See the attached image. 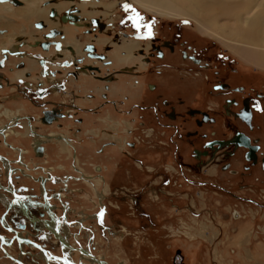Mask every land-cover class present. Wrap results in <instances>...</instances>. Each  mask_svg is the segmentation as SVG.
Listing matches in <instances>:
<instances>
[{"label":"flooded vegetation","instance_id":"1","mask_svg":"<svg viewBox=\"0 0 264 264\" xmlns=\"http://www.w3.org/2000/svg\"><path fill=\"white\" fill-rule=\"evenodd\" d=\"M12 1L21 3L15 5L12 2H0V10L2 11L0 14V42H2L3 45L0 46V89L7 88L14 93L13 97L10 98L27 102L34 109H40V114L39 116L23 114L21 113L22 107H18L16 111H13L9 107H5L3 103H0V107L2 108L0 116L5 115L9 119L13 118L10 125L6 126L4 123L1 124L3 127H1L0 130L4 129V132H0V144H4L11 150L17 151L20 155L18 167L11 165L9 159L0 156V161L5 167L8 179L7 184H3L0 179V203L6 206L5 212L0 215V223L6 230L14 233L13 238L0 234L5 236L3 244L0 238V248L6 256L9 257V255H11L9 250L17 244L18 247H20L22 255L31 254V252L28 253V251H26V247L29 246L39 250L37 259H44L46 264H53L54 262L56 264H84L74 261V254L78 253L82 261L86 260L89 264H99L89 255L70 247H79L72 243L74 237L78 239L79 236L74 233L71 226L74 225L80 229L87 228L83 223L84 218L78 220L77 224H71L68 218V211L71 207L67 204L64 206L66 213L64 218L56 215L53 211L55 205L52 199L54 198L61 201L64 193L51 195L48 188H46V190L44 189L43 202H38L39 207L44 208V211L39 213V215H35L30 212L27 200L23 194L28 191V186L23 185L21 189H19L15 184V182L21 181L22 176L33 178L34 176H30L28 172L33 170L34 167H43L37 165L34 158L31 163L26 162L24 158L26 154L29 153L28 149L20 148L16 143L21 139L22 141L28 140L30 142L32 150H34L33 154H37V156L47 155L46 149H44L45 151H43V155H41L42 150H40V148H46V145L43 147L44 144L50 142L57 143L59 153L62 155L66 154L73 159L72 166L79 171V179L90 184L98 200H102L104 196L111 191L106 177L102 171H99L103 170L102 166L94 165L96 174H90L77 164L79 160V151L76 143L82 142L80 141L81 137L79 135L82 132L81 125L85 121L81 116L83 112L90 114L96 124H103L107 121L114 122L113 119L116 116L114 113L116 112V114L123 116L122 125L125 126V133L128 134H133L132 132L134 131L133 127L130 128V119L135 122L139 120L138 124L141 126L140 129H142L145 134L149 132L151 135H154L158 132L161 133L160 130L162 129L166 130V132L169 130L173 160L168 167L164 165V168L173 175L171 178L167 177V180L158 172L160 175L159 178L164 179L163 181L167 180L166 184L168 186L172 184L175 186V177L178 175L190 184L195 182L201 185L209 184L238 200H248L264 208V205L261 204L257 198L245 196L241 194V191L237 193L220 182L212 180L213 178H218L222 182L224 177L228 175L238 182L237 184L240 186L241 190L250 189L255 192H257L259 186L264 185V68L250 64L242 58L240 59L244 60L246 63L239 61L238 58L226 51L207 54L205 51L198 48L197 45L181 40L182 35L178 31L174 33L173 38H168L163 41L156 37V33H141L136 36L131 35L133 40L125 39V42L130 41V44H132L129 48L124 47L123 42H121L120 46H113V49L110 48L107 53L99 54L96 52L95 46L89 44L90 50H92L88 53V55L92 57L90 61L84 63L82 57H77V61H62L61 65L63 67L73 66L72 70L66 71V73L76 80H78L79 77H89L92 75L91 81L96 82V85L90 89L91 91L87 93L86 96H82L81 90L78 92L69 91L64 81H53V76H57L63 71L61 67L52 69L50 64L53 62L48 61L42 54L30 52L23 47L25 43L23 42V38L19 37L23 35L27 36L29 25L27 24L28 26H26L25 23H22L17 26L15 17H21L28 22L32 20L31 25L34 23L33 19H36L43 20L44 23L42 22V25L45 27H56L45 33V36L48 35L49 38L41 42L40 49L45 52L48 48V51H50V48L53 46L56 54L62 56L67 52L75 54L81 50L76 32L79 33L80 29L78 27L84 25V17H87L86 21L90 20L89 23H85L89 26L87 30L89 34L94 33V30L99 31L97 27L92 25L93 15L101 14L103 17H107L106 15L110 12V9L114 8L115 2L113 0ZM127 1L132 2L131 0ZM69 8L71 10L68 14H65V11ZM161 18L169 17L161 16ZM69 23L73 24V26L69 25ZM102 24H104V22L101 21V25ZM191 26L195 27L194 25ZM29 29L31 32H38L33 30V28ZM195 29L198 31L196 27ZM5 30H7V32H5ZM101 30L107 32L109 29H106L104 25ZM204 35L214 39L207 34ZM126 36L128 37L127 34ZM7 39L10 41L8 42ZM19 39H21V41L17 42L16 40L19 41ZM117 42L118 39L114 41V44H119ZM28 44H30V42H28ZM141 45L144 47H140ZM174 56L177 58L175 62L171 59ZM23 58H29L30 60H36L38 62L40 72H42V75L45 77L46 81H48L46 88L38 90L40 87H45V84L39 83L37 87L35 86L33 80L34 67H28L26 62L22 60ZM178 58L180 60H178ZM14 59L16 62L13 68L9 67L10 62ZM136 59H140V61L130 64ZM168 60H172L173 63L171 62L172 64H170ZM181 60L183 62L185 61L183 63L184 65L181 64ZM92 62L95 64H90ZM100 62L102 66H106L109 69L110 73L105 75L102 74ZM235 65H239V67ZM180 66H187L189 68L188 71L193 73V76L190 77V83L187 85H180L181 82L178 81L179 79L177 80L172 76L164 77L165 71L168 70L167 68H171L177 76L183 79V76L179 75L178 70L182 69L184 72L187 71V68H179ZM26 67H28L29 70L25 72L24 76H21L18 71L24 70ZM152 68H154V72L156 73V80L147 82V77H149V74L153 73ZM7 69L14 73L18 72L14 82L9 80L10 77L7 73ZM226 69L230 70L232 77L230 80L225 76ZM130 74H138V76L144 74L146 76L144 80H141L139 77V81L135 82L137 84H140V82L143 83L142 87H144L147 94H151V99H147L144 93L139 98H136L140 99V102L130 103L135 98L131 97L129 94H123L122 96L118 94L116 82H118L121 76H130ZM175 81L178 83H174ZM97 82H102V90L101 87L97 85ZM126 83L128 84V81ZM209 86L211 88H209ZM113 93L116 94L113 95ZM84 97L85 100L92 103V106H83L78 102ZM212 98L217 102L216 108L209 107L207 103H204L207 99V102H210L209 100ZM109 108H111L113 112H107ZM135 110L138 112V115L132 118ZM44 112H47V116H44ZM102 112H105L103 117L101 116L103 114ZM147 112L150 113L149 117H147ZM43 117L44 121H42ZM149 118H153L158 131L154 127H147L146 121H149ZM67 119L72 120V124H78V127L74 129L71 127L66 129L67 132L69 131L70 134L73 133V135L66 133L65 126L61 122L67 121ZM35 122H39V125L37 126ZM42 126H57L62 132L51 131L44 133L41 132ZM166 132H164V134H166ZM118 133L119 130L111 128L101 130L94 128L87 132L88 135H91L90 140L92 142L97 143V140L101 141L99 148L96 149V154L101 155L105 153L106 149H111V151L117 155L116 158L129 159L130 161H128V163H133L134 168L139 169L140 174L145 175L147 171H150L147 170L150 166L147 165L145 146L140 145V140L138 142H132L128 139L127 135H119ZM161 136L162 135H160V137ZM11 138L14 141H11ZM181 154H183V159L180 158ZM110 158L114 159L115 157L110 156ZM189 159L192 160V163L188 162ZM59 168H65V166L61 165ZM52 170V168L47 167L45 170L47 174L34 178V180L36 179L44 183L46 187L49 182H66L63 178L55 177ZM195 170L205 173V177H194L192 172ZM1 171L2 169H0V175ZM72 178L73 177H69V179ZM74 178L78 180L77 176H74ZM221 178H223V180ZM141 179L144 181L143 185H146L147 179L144 176ZM163 181L161 180L160 184L163 183ZM152 182L155 183V181ZM248 183L253 184V187H249ZM99 185L103 186L102 192L98 190ZM6 186L13 188L17 194L24 197L27 210L32 217L49 220L48 223L54 227V229L60 231L62 237L70 246H63L43 222H31L23 214L18 203H15L13 206L11 202L14 199V195L9 189L4 188ZM145 189L140 193H146ZM168 195L170 199L174 201L177 200L179 196L177 192H169ZM157 196L159 198V193H157ZM16 208H18L21 215L25 217V220L18 221L11 226L8 222V214L10 211L15 212ZM49 211H51V214ZM102 214L103 211L97 213V219H100ZM39 224L44 228L40 229L38 227ZM165 228L167 229L168 227L165 226ZM30 229L38 233V237L36 238L39 241L25 236L26 233L28 235L31 234L29 231ZM15 234L23 240L21 243L14 238ZM89 236L91 237V235ZM51 237L55 240L54 243L56 242L60 246L62 250L60 255L54 254L46 249L43 243H40V241H46ZM91 240H93L92 237ZM37 244L45 248L47 254L41 251ZM91 245L89 244L83 248H85L87 252L94 254ZM84 255L87 257H84ZM13 257L20 260L23 264H26L23 262L22 257ZM96 257L104 260L98 255H96ZM9 258L13 259L11 257ZM36 261L39 263L38 260Z\"/></svg>","mask_w":264,"mask_h":264},{"label":"rangeland","instance_id":"2","mask_svg":"<svg viewBox=\"0 0 264 264\" xmlns=\"http://www.w3.org/2000/svg\"><path fill=\"white\" fill-rule=\"evenodd\" d=\"M113 1L115 2V6L113 9H110V12L106 15L107 17H103L101 14H96L92 17V25L97 27L99 31L94 30V33L89 34L87 31L89 26L85 23H89L90 20L86 21L87 17H84V25L78 27L80 29L79 33L76 32L81 50L75 54L67 52L62 56L57 55L53 46L50 48V51L44 52L40 47L41 42L49 38L48 35L45 36V33L56 27L46 26V28L42 25V22L44 23L43 20L36 19H33L34 23L31 25L32 20L28 22L21 17H15L17 26L22 23H25L26 26L29 25L27 36L23 35L19 37L23 38V42L25 43L23 47L30 52H38L48 61L53 62L50 64L52 69L61 67L63 71L57 76H53V81H64L69 91L78 92L81 90L82 96H86V94L91 91L90 89L96 85V82L91 81L92 75L89 77H79L78 80L69 76L66 71L72 70L73 66L63 67L61 65L62 61H77V57H82L84 63L90 61L92 57L88 55V53L92 50H90L89 44H93L96 48V52L99 54L107 53L110 48L113 49V46H120L121 42H123L124 47L129 48L132 44H130V41L125 42V39L133 40L131 35L136 36L141 33H156V37L163 41L168 38H173L174 33L178 31L182 35L181 40L197 45L198 48L202 49L207 54L226 51L238 58L239 61L246 63L244 60L240 59V56L234 55L235 52L228 46L234 45L235 43L233 42L235 41L226 37L227 35L222 32L221 28L225 26L226 21L221 17L216 20L217 17H215L213 13L207 16L202 5L196 0H187L189 7L185 8L190 14V17L187 18H161V15L159 16V14L157 15L155 12L150 13L127 0ZM172 1L181 7L186 6L184 3L177 2V0ZM0 2H12L15 5L21 3H16L17 1L14 2L12 0H0ZM70 10V8L67 9L65 14H68ZM1 13L2 11L0 10V14ZM197 20L203 22L206 27L208 26V28L215 33L209 35L214 39L195 29ZM101 21L104 22V24L101 25ZM213 21L214 23L212 25ZM69 25L73 26V24L70 23ZM104 25L106 29H109L107 32L101 30ZM29 28L38 31L37 33L39 35L35 33V31L31 32ZM5 32H7V30H5ZM113 39L114 41L118 39L117 43L119 44H114ZM7 41L9 42L10 40L7 39ZM16 41L20 42L21 39ZM28 42H30V44H28ZM0 46H3L2 42H0ZM4 47L9 48L10 46ZM140 47L144 46L141 45ZM171 59L175 62L177 58L174 56ZM22 60L26 62L28 67H39L36 60L33 61L29 58H23ZM172 60H168L170 64L173 63ZM178 60L180 59L178 58ZM139 61L140 59H136L130 64ZM15 62V59L12 60L9 67L13 68ZM184 62L181 60V64ZM90 64L95 63L92 62ZM100 66L102 74L105 75L110 73L109 69L106 66H102L101 62ZM235 66L239 67V65ZM28 67L18 71L19 74L24 76L25 72L29 70ZM183 67H186L187 71L183 72L182 69L178 70L179 75L183 76V79L177 76L171 68H167L168 70L165 71L164 77L172 76L177 80L179 79L178 81L181 82L180 85H187L190 83V77L193 76V73L188 71L189 68L187 66H180L179 68ZM152 70L153 73L149 74V77L146 79L147 82L156 80L154 68H152ZM226 70L225 76L230 80L232 78L230 70ZM18 72L14 73L7 69V73L10 77H8L9 80L14 82ZM40 73V75L36 74L33 77V80H35L34 84L37 87L39 83H43L45 87H38V90L46 88L48 84L42 72ZM139 77L141 80H144L146 76L144 74L140 76H138V74H130V76L124 75L116 82L118 94L120 96L129 94L131 97L135 98L130 103L140 102V99L136 98H139L144 93L147 99L152 98L151 94L145 92L146 90L142 87V82H140V84L135 82L139 81ZM127 81L128 84L126 83ZM176 81L174 83H178ZM97 85H99L102 90V82H97ZM209 88L211 87L209 86ZM207 101L208 99L205 100L204 103H207L209 107H217V102L213 98L209 100L210 102ZM78 102L86 106H92V103L85 100V97ZM29 108L31 109L29 112L35 110L37 114H40V109H34L32 106ZM23 112L25 111H21V113ZM105 112H102V117L105 115ZM107 112H113V110L109 108ZM114 114L116 115L113 119L114 122L107 121L103 124H96L90 114L86 112L81 113V116L85 120L81 125L82 132L79 135L81 137L80 141L82 142L76 143L79 151V160L77 163L79 166L90 174H96L94 165L103 167V170L99 171H102L106 177L111 191H109L102 200L97 199L90 184L79 179V171L72 166L73 159L66 154H60L57 143L50 142L45 144L49 149L48 155L37 157L33 154L31 144L28 140L22 141L19 139L17 141L19 144L28 148L30 153L27 154V157L30 158L33 156L37 164H43L52 168L55 174H58L64 179L66 177L69 179V175L78 177V180L75 178L69 179V184L67 183V186L62 182H58L53 185L54 189L52 190V193H55V191H62L65 194L63 198L70 203L71 207L68 211V218L71 223L77 224L78 220L84 218L83 223L87 229H80L74 225L71 226L74 233L79 236L78 239L74 237L72 243L82 247L92 244V252L102 257L110 264H175V256L178 251H180L184 257L182 261L183 264H220L219 260L222 257H227L226 260L228 264H264V208L248 200H238L209 184L201 185L197 182L190 184L178 175L175 177L177 185L174 183L175 186H173V184L168 186L166 181L168 178H171L173 174L167 172L164 165L168 167L173 160L171 154L172 145L169 140L170 131L168 130L166 132V130L162 129L160 130L161 133L158 132L151 135L147 132L146 135L145 132L140 129L141 126L138 124L139 120L135 122L130 119V128L133 127L134 131L132 132L133 134H128L125 133V126L122 125L123 116L116 114V112ZM137 115L138 112L135 110L132 118L137 117ZM149 115L150 113L147 112V117H149ZM6 118L7 116L1 115L0 122L7 120ZM148 120L149 121H146L147 127L156 128L153 118H149ZM71 121L72 120L68 119L67 121H61L65 126V130L70 127L72 129L78 127V124H72ZM38 123L39 122L36 124ZM94 128L98 130L106 128L119 130V135H127L128 139L132 142H138L140 140V145L145 146L147 165L150 166L147 170L150 171H147L145 175L140 174V170L135 169L133 163H128V161H130L129 159L116 158L117 155L114 154L111 149H106L105 153L101 155L96 154V149L99 148L101 141L97 140V143L92 142L90 140L91 135L87 134L89 130ZM156 129L158 131V128ZM51 131L62 132L57 126H42L41 128V132L44 133ZM164 132H166V134H164ZM66 133L73 135V133L70 134L67 130ZM160 135L162 136L160 137ZM0 149L4 151L8 150L11 154L15 155V151L8 148L5 149L4 146ZM110 156L115 158L111 159ZM182 157L183 154L180 155L181 159H183ZM188 162L192 163V160L189 159ZM61 165H64L65 168H59ZM158 172L167 180L163 181L164 179L159 178L160 175ZM192 173L194 177H205V173L198 170ZM143 176L147 179L146 185H143L144 181L141 179ZM221 179L223 180V178ZM21 180V183L25 182L24 184H36L34 179L29 176H22ZM161 180L163 183L160 184ZM212 180L220 182L237 193L241 191V194L245 196L255 197L264 205V185L259 186L257 192H255L250 189L241 190L240 186L237 184L238 182L228 175L224 177L222 182L218 178H213ZM152 181H155V183ZM248 184L249 187H253V184ZM142 188H146V193H140L143 192ZM98 190L102 192L103 186L99 185ZM169 192H177L179 195L178 199L175 201L171 200L168 195ZM157 193L160 195L159 198ZM53 202L58 209V214H60V212H62L61 202L56 199H53ZM40 208L39 205L34 208L37 214L40 212ZM4 209L5 206L0 203V215L3 213ZM101 211H103V214L100 216V219H97L96 214ZM14 214V211H10L8 214V222L11 226L18 221L25 220V217L21 214L17 216ZM165 226L170 230H167ZM38 227L40 229L44 228L41 224H39ZM29 231L31 234L28 235L26 233L25 236L39 241L36 238L38 237V233L32 229ZM0 234H4L10 238H13L14 235L13 232L6 230L1 223ZM89 235H91L93 240H91ZM54 241L53 237H51L46 241H40V243H43L46 249L54 254L60 255L62 250ZM235 242H238L239 245L243 244V248L241 249L242 246L240 247L235 244ZM26 251H28V253L31 252V254L22 255L20 247H18L17 244L9 250L11 255L22 257L23 262L26 264H46L44 259H37L39 250L29 246L26 247ZM225 251H227L226 256ZM73 259L78 263L82 262L84 264H89L88 261H82L80 259L79 253L74 254ZM256 259L259 260V263H256ZM36 260H38L39 263ZM0 264H17V262L6 256L0 248ZM53 264L56 263L54 262Z\"/></svg>","mask_w":264,"mask_h":264},{"label":"bare ground","instance_id":"3","mask_svg":"<svg viewBox=\"0 0 264 264\" xmlns=\"http://www.w3.org/2000/svg\"><path fill=\"white\" fill-rule=\"evenodd\" d=\"M33 1L36 2V0ZM131 1L136 5H138L139 7H141L142 9L148 12H155L163 17H169V18L190 17V14L185 8V7L187 8L189 7L188 5L189 3L187 2V0H177V2L184 3V5H186L184 7H181L172 0H131ZM196 1L202 5V8L207 16L213 13L215 17H217L216 20H218V18L220 19L221 17L226 21L225 26L221 29L222 32H224L225 35H227L226 37H229L235 41L233 43H235L236 45L234 44L228 46L235 52L236 55L240 56L244 60H247L248 63L250 64H254L258 67L264 68V0H196ZM213 23L214 21L212 22V25ZM196 27L200 33L207 35L215 34L211 29L208 28V26L206 27V25H204L203 22L199 20H197ZM84 257L87 256L84 255Z\"/></svg>","mask_w":264,"mask_h":264},{"label":"crops","instance_id":"4","mask_svg":"<svg viewBox=\"0 0 264 264\" xmlns=\"http://www.w3.org/2000/svg\"><path fill=\"white\" fill-rule=\"evenodd\" d=\"M49 49L47 48V51H48ZM33 72H34V76L36 75V74H39L40 75V69L39 68H36V67H34L33 68ZM35 81V80H34ZM35 83V82H34ZM13 92H11L10 90H8L7 88H4V89H0V103H3L4 104V106L5 107H9L10 109H12L13 111H16L17 109H18V107L20 108V107H22L23 109H22V111H25V112H23V114H28V115H31V116H39V114H37L36 113V111L35 110H33L32 112H29V110H31L29 107L31 106L30 104H28L27 102H25V101H22V100H14L13 98H10V97H13ZM116 93H113V95H115ZM83 106H86V105H84V104H82ZM3 106V107H4ZM33 108V107H32ZM0 110H2V108L0 107ZM7 120H4V121H2V122H0V128L1 127H3V125L1 126V124L2 123H4L6 126L7 125H10V123L13 121V118H11V119H9L8 117L6 118ZM37 122H35V124H36ZM37 126H38V124H36ZM11 141H14L13 139H11ZM17 143V146H19L20 148H24V149H28L26 146H24V145H21V144H19L18 142H16ZM5 147V149L6 148H8V147H6L4 144L2 145V144H0V148L1 147ZM43 147H45V144L43 145ZM8 149H10V148H8ZM44 149H46L47 150V155H48V153H49V149H48V147L46 146V148H42V153H41V155H43V151H45ZM14 151V150H13ZM29 151V150H28ZM33 151V153H34V150H32ZM29 153H30V151H29ZM28 153V154H29ZM0 156H2V157H5V158H7V159H9L10 161H11V165H13V166H19V164H18V160H20V155L18 154V152L17 151H15V155L14 154H11V152L10 151H4L3 149H0ZM35 156H37V154H35ZM37 157H39V156H37ZM33 156L32 157H30V158H28L27 157V154H26V157L24 158L25 160H26V162L28 163V162H32V160H33ZM35 160V159H34ZM31 165V164H30ZM37 165H39V166H43V167H34V169L33 170H31V171H29L28 173L30 174V176H34L33 177V179L34 178H38V177H41L42 175L44 176V175H46L47 173H45V170H46V168L48 167V166H46V165H43V164H37ZM49 168V167H48ZM0 169H2V171H1V175H0V179H1V181H2V183L3 184H7L8 183V179H7V174H6V170H5V167H4V165H3V163L0 161ZM4 170V171H3ZM50 173H51V171H50ZM52 173L54 174V176L55 177H60L58 174H55L54 172H53V170H52ZM28 174V175H29ZM71 176L72 175H69L68 176V178L70 177L71 178ZM73 178H74V176H72ZM61 178V177H60ZM64 179V178H63ZM66 182H63L66 186L68 185L67 183H68V180L69 179H67V177L64 179ZM22 181V180H21ZM21 181H19V182H15V184H16V186L19 188V189H21V186H23V185H25V186H28V191L27 192H25V193H23L24 195H25V198H26V200H27V204H28V208H29V210H30V212L31 213H33V214H35V215H39V213H41V212H43L44 211V208H40V212H38V214H37V212L34 210V208L36 207V206H38L39 205V203L38 202H43V198H44V196H43V193H44V189L46 190V188H48V190H49V192L51 193V195H53V194H57V193H63L62 191H55V193H52V190L54 189V187H53V185L54 184H56L55 183V181H53L52 183H48L47 184V187H46V185L44 184V183H42V182H39L38 180H34L35 182H36V184L34 183V184H24L25 182H22L21 183ZM65 195V194H64ZM11 197V196H10ZM64 197V196H63ZM54 199V198H53ZM53 199H52V202H53ZM56 200H58V199H56ZM59 202H61V204H62V208H61V210H62V212H60V214H58L59 212H58V209L56 208V207H54V212L56 213V215H58V216H60V217H62V218H64L65 217V210H64V206L67 204V205H69L70 206V203L68 202V201H66V200H64V198L60 201V200H58ZM2 204V203H1ZM53 204L55 205V203L53 202ZM5 206V205H4ZM6 207V206H5ZM5 210H6V208L4 209V211H3V213L5 212ZM3 213H1V214H3ZM20 215L21 214V212L18 210V208H16V210H15V216H17V215ZM71 224H73V223H71ZM235 244H237V245H239L238 244V242H235ZM243 245V244H242ZM242 245H239L240 247L242 246ZM243 248V246L241 247V249ZM226 252L227 251H225V256H226ZM33 259H35V258H33ZM227 257H222L220 260H219V263L220 264H228V262H227ZM257 261H256V263H259V260L258 259H256Z\"/></svg>","mask_w":264,"mask_h":264},{"label":"water","instance_id":"5","mask_svg":"<svg viewBox=\"0 0 264 264\" xmlns=\"http://www.w3.org/2000/svg\"><path fill=\"white\" fill-rule=\"evenodd\" d=\"M3 1V0H1ZM44 116H47V112H44ZM42 121H44V117L42 118ZM0 132H4V129L0 130ZM40 150H42V148H40ZM1 186V184H0ZM5 189H9L11 191V193L14 195V199L12 200L11 204H14L15 203H18L19 204V207L21 208V210L23 211V214L33 223H36L38 221H41L45 224V226L51 231V233L54 234V236L60 241V243L63 245V246H70L68 244V242L66 240H64V238L62 237L61 233L59 230H56L54 229V227H52L48 222L49 220H46V219H43V218H39V217H32L28 210H27V205H26V202L24 201V197L22 195H19L17 194V192L13 189V188H10L9 186H6L4 187ZM50 214H51V211H49ZM4 235H0V238H1V241H2V244L4 243ZM14 238L19 242L21 243L23 240L20 239L17 234H15ZM38 248L43 251L45 254L46 253V249L43 248L41 245L37 244ZM71 248H75L77 250H79V252H82L84 254H89V256L95 260L96 262H98L99 264H109L107 263L105 260H102L100 258H97L96 255L94 254H91L89 252H87V250L85 248H83L82 246H79V247H72L70 246ZM24 253V252H23ZM9 257L13 258L18 264H23L20 260L14 258L12 255H9ZM182 260H183V255L181 254L180 251L177 252L176 256H175V264H183L182 263Z\"/></svg>","mask_w":264,"mask_h":264}]
</instances>
